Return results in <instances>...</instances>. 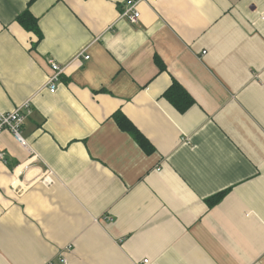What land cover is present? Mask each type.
<instances>
[{"label":"crops","instance_id":"1","mask_svg":"<svg viewBox=\"0 0 264 264\" xmlns=\"http://www.w3.org/2000/svg\"><path fill=\"white\" fill-rule=\"evenodd\" d=\"M29 1L0 0V112L31 109L26 146L0 133V264H264V0Z\"/></svg>","mask_w":264,"mask_h":264},{"label":"trees","instance_id":"2","mask_svg":"<svg viewBox=\"0 0 264 264\" xmlns=\"http://www.w3.org/2000/svg\"><path fill=\"white\" fill-rule=\"evenodd\" d=\"M31 1L32 0H30L28 4H30ZM16 21L26 31L36 33L38 35V39L41 38L38 27V19L28 8L16 16ZM155 61L156 63H159L157 57L155 58ZM160 69H163V66H161ZM162 97L165 98L180 113H184L195 103L192 96L177 81H173L171 85H169V87L163 92ZM113 118L118 126L125 130L146 153H150L154 150L144 135L138 131L137 128L130 123L120 111H116L113 114ZM225 193L226 191H220L206 198L208 206H214L217 204L224 197Z\"/></svg>","mask_w":264,"mask_h":264},{"label":"built area","instance_id":"3","mask_svg":"<svg viewBox=\"0 0 264 264\" xmlns=\"http://www.w3.org/2000/svg\"><path fill=\"white\" fill-rule=\"evenodd\" d=\"M151 1H155V0H151ZM143 2H147V0H125L124 1L125 7L120 13V17L126 19L132 25L138 23L140 18V11L138 5ZM84 58L88 59V55H85ZM49 64H50L51 72L47 79V87L49 90L54 91L56 89L60 75L64 70V66L60 65L59 63L53 60H50ZM30 113H31V109L28 102L22 104L20 107H17L11 112H7V113L0 112V133L3 130H8L20 145L26 146L27 141L23 137L21 129L26 117H28ZM3 156L4 153L0 148V159H3ZM61 262L62 263L65 262V259H61ZM144 262L146 261L144 260ZM48 264H54V263L50 262Z\"/></svg>","mask_w":264,"mask_h":264}]
</instances>
